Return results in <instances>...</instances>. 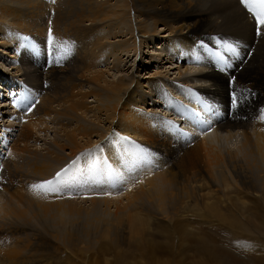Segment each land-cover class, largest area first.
<instances>
[{"label": "bare ground", "instance_id": "6f19581e", "mask_svg": "<svg viewBox=\"0 0 264 264\" xmlns=\"http://www.w3.org/2000/svg\"><path fill=\"white\" fill-rule=\"evenodd\" d=\"M78 1L82 2L83 7L76 5ZM110 1L102 0L107 10L98 15L95 0H0L1 53L16 58L15 64L8 62V65H13L17 73L25 76V81L22 78L20 82L40 86L43 76L45 81L42 80V83L46 82L47 87L55 91L52 98L48 96L34 103L28 139L35 140L34 128H38L37 133L46 132L45 128L54 124L55 129L52 130L54 136L48 149L34 153L32 157L55 169L56 173L69 158L98 143L93 144L89 139L94 133L99 132L100 144L105 143L101 145L105 152V155H100L103 159L88 162L87 158L83 169L89 171L73 176L74 179H81L75 182L79 189H83L76 193L78 197L73 190L66 194L61 192L56 194L51 204L42 194H37L40 189H29L34 202L49 206L54 214L49 221L69 223L82 218L85 222L80 234L72 232L68 225L66 230L63 226L59 228L61 245L64 247L58 246L57 252L63 248L71 254L67 248L68 242L74 246L86 242L89 245L87 249H92L98 243L100 248H105L109 243L134 244L143 248L151 244L153 240L150 236L155 230L163 228L160 216L169 225V229L162 234L170 238L174 233L179 241L190 233L187 226L189 221H186L189 214L201 215L203 210L219 211L226 205L236 210L240 204L234 201L233 196L251 199L255 208L260 207L257 204L261 200L264 201V26L258 24L252 17L253 13L240 0H132L138 14L136 16H144L134 36L156 33L159 22H163L171 35L166 36L172 44L170 49L151 53L150 60L162 62L170 51L176 56L180 47L186 50L192 45L210 41H217L218 46L226 40L227 46H215L214 54L219 62L228 66L229 72L236 70L234 78L226 70L220 71L208 57L197 56L201 65L185 70L182 66L166 69L165 73H161L157 86L149 87L150 81L146 84L139 78L133 85L124 77L105 80L107 85L96 83L90 90H84L91 78H103L104 73L97 67L100 59L108 60L110 56L118 58L117 51H105V42L99 38L98 31L103 33L104 26L100 25L105 16L125 17L127 13L124 7L129 1L116 0L114 4ZM249 2L255 3V0ZM87 16L91 17L90 24H85ZM106 28L107 39L116 38L120 33L117 26L108 25ZM32 37L34 53L27 49ZM125 44V41H119L117 46L122 48ZM112 46L116 47L115 44ZM229 46L235 52L229 51ZM43 49L47 57H44ZM1 58L8 61L0 54ZM45 62L47 64L42 65ZM28 63H31L30 66ZM92 65L96 67L95 70L89 69ZM177 67L176 72L170 73ZM203 79L207 83L199 84ZM145 86L149 89H144ZM163 86L168 93L163 92ZM43 87L46 92L47 88ZM2 89L0 98L4 99L9 95L5 86ZM39 89L34 93H38ZM134 95L137 96L136 100L133 99ZM90 96L95 97L98 103L95 108L100 111L95 117L102 120L104 116L109 123L108 130H113L114 134L108 135L111 130L101 131L94 123L83 122L81 114L91 109ZM26 97L22 100L27 103ZM2 99L0 105L4 101ZM220 100L231 105L242 103L234 109H227L222 107ZM26 103L15 101L16 114L11 113L10 116H21L20 109H25ZM201 103L213 108L215 115L211 118L208 114L204 115ZM158 106L164 107V110L161 111ZM7 112L0 110V131H3L0 134L6 137L0 138V141L5 139L10 143L15 134L13 126L16 121L9 119ZM65 120L69 121L68 126ZM97 125L101 126L100 123ZM212 126L217 134L215 138L207 134ZM120 132L123 138L130 136L139 141L142 147L136 150L130 146L125 150V140L115 144L114 139H109L117 137ZM100 153L96 157L100 158ZM105 156L109 159L105 160ZM5 184V178L0 176L3 196ZM35 184H30V187ZM75 184L67 188L76 187ZM59 197H62L61 200ZM80 202L89 203L78 207ZM247 204L250 205V202ZM248 205L249 209L251 205ZM1 210L6 216L10 215L6 205ZM1 219L0 249L6 233L4 224L7 222L6 217ZM93 222L97 225V236L95 240H87L85 229H88L87 223L91 225ZM44 235H39V244L32 247V253L28 252L29 247L25 251V245L7 244L4 252L0 250V264H53L56 252L55 255L52 251L43 254L37 252L39 245L50 238ZM55 237L51 242L58 243L57 235ZM101 239L104 242H100ZM170 249L163 248L164 254Z\"/></svg>", "mask_w": 264, "mask_h": 264}, {"label": "rangeland", "instance_id": "374dc122", "mask_svg": "<svg viewBox=\"0 0 264 264\" xmlns=\"http://www.w3.org/2000/svg\"><path fill=\"white\" fill-rule=\"evenodd\" d=\"M95 1L98 3V15L107 10V8L103 6L102 0ZM115 1L116 0H111L110 2L114 4ZM128 1V6L126 5V7H124L127 13L125 17L122 16L123 18L120 19L119 16H117V18L115 16V19L114 16H105L109 20V22L106 20V18H104L106 21L103 20L101 22L102 24L100 25L102 27L104 26V30L101 27L103 33H101V30L98 31L99 38L102 39V42H105V51H117L118 54L116 56L118 58L109 55L110 57L108 58V60L100 59L101 63L97 67L104 73L103 78H91V82L85 86L84 90H90L96 83L107 85L105 80H119L124 77L127 81L132 82L133 85L135 84L136 79L139 78L141 82H144L146 84L148 83V81H150L149 87L157 86L159 85V78L160 76H162L161 73H165L166 69L173 68L175 66H182L185 70L187 67H198L199 65H201V61L197 56L208 57L209 59L214 61L217 67L220 68V71L222 69L226 70L227 74L229 76L232 75V78H234V72L236 70L229 72L228 66L221 61L219 62L216 54H214L217 41H210L209 43H199L196 45H192L186 50L180 47L176 56L182 57L181 60H178V58L174 56L171 51L169 54L165 55V58L162 62L156 63V61L150 60L151 53H154L157 50L170 49L172 44L168 39L169 37H166L171 36L170 32L166 30L165 26L162 24L163 22H159L158 24H156L158 25V31L156 33L152 32L147 36H134V32H136L135 29L138 24L142 25L144 16L141 15L142 17H137L136 15L138 14H136V11L133 7L134 2L132 0ZM76 5L78 7H83L82 2L79 1L76 3ZM86 13L88 15H92L90 12ZM253 16L256 19L254 13L252 14V17ZM85 18H87L84 19L85 24H90L92 22L91 17L87 16ZM104 22L106 26L104 25ZM115 22L117 25L115 24ZM108 25H113L114 28L115 26L119 27L117 31L118 33H120L116 36V38H106V27ZM152 28L153 26L151 25V29ZM114 31H116V29H114ZM119 41H125L127 44H125L122 48H119L117 46ZM112 44H115L116 47L112 46ZM227 44L228 42L226 40L221 41L220 44L216 46V48L227 46ZM27 47L28 51L34 53L35 42L33 37L30 39ZM157 47L161 49H157ZM1 51L2 49L0 48L1 56L8 58V61L6 59L3 60V58L0 59V90H3L2 88L5 86L9 96L4 97V99L0 98L4 100L0 105V110H2V112L11 111L10 113L7 112L8 118L12 119L13 122H17H15V126L12 125L14 127L13 130H15L12 141L10 143L5 139L0 141V176L2 179L5 178L6 180L4 196L2 194V190L0 189V221H2V217L7 218V222L4 224L6 233L3 240V245L0 249L2 252H4L7 244H11L25 245V251L26 248L29 247L28 252L32 253V247L38 246L39 244V235L43 237V235L45 234L44 236L47 235V237L50 238L39 245V250L37 252L43 254L48 251H52L53 255L57 253L53 258V264H264V201L261 200L259 205L257 204V206L260 207L255 208L254 202L251 199L249 200V198L247 197V199L245 197V199H242L243 196L241 197V199L233 196V199H235L234 201H237L240 204L237 205L236 210H231L228 205H226L223 206L224 208L221 207V210L219 211L209 212L208 210H203V213H200L201 215L189 214L188 216H186L187 218L189 217V220L186 221H189L187 222V226H189L190 228V233L185 238H180L179 241L177 240V235L174 233L170 236V238L167 235L162 234L163 231L165 232V230L169 229V225L167 220L160 216L159 221H161L163 228L158 227V231L155 230V233L150 236L153 240L150 242L151 244L143 248H138L134 244H132V246H127L121 245L119 243L117 245L109 243L105 248H100V243H98L97 245L93 246L92 249H87L89 245H87L86 242H79L78 246H74L68 242L67 248L71 250V254H68L63 248H60L57 252L56 248L62 244L61 230L59 228L63 226L64 230H66V226L68 225V228L72 232L80 234L81 231L84 230L83 227L85 222L82 218L71 220V222L69 223L57 222L55 220L49 221V219H51L54 214L51 213L50 208L47 204L37 203L31 199L32 195L29 189L33 187H30V184H38L48 180H55L56 174L62 173L61 182L63 183L64 181H67L68 185L66 187H63L61 192H65L66 194V192L73 190V192H75V196L78 197L79 194L76 193H79V191L82 192L83 189H79L77 187V184H75V182L80 181L81 179H74V177L78 176L77 173H82L83 171L86 172L87 169L83 168L84 164H86L85 160L87 158L88 162L92 159H103L100 155H105L104 148H102L105 143L100 144L99 141L101 139L98 137L100 133H94L93 136L91 135L92 137L90 136L89 139L93 142V144L97 142L98 143L94 144V146L92 147L88 146L84 148L81 154L78 153L69 158V161L65 163L63 167H61V170L59 169L60 172L57 171L55 173V169L54 171L49 168L48 165L36 161L32 157V154L45 152L48 149V145L52 144L51 137L54 136V132H52V130L55 129V125L49 124L47 128H45L47 129L46 132L37 133L38 128H34V133L36 136L35 140L32 138L30 140L28 139L27 135L29 134L30 128L32 127L29 122L33 120V113L35 110L34 103L36 101L39 102V99L48 96L52 98L55 91H53V88L47 87L46 82L42 83L43 76L40 86L36 84L35 87L31 82H20L19 79L21 80L22 78V80L25 81V76L20 75L21 73H17L16 68H13V65H8V62H12V64H15L16 58L9 56L8 53H1ZM43 53L44 57H47V53L44 49ZM170 56L172 60L170 58L167 59V57ZM47 62L43 63L42 65H46ZM30 64L28 66H30ZM72 67L74 68V63L72 64ZM179 67L172 69L170 73L176 72ZM95 68L96 67L94 65L89 67V69L91 70H95ZM198 83L206 84L207 80L203 79V81H200ZM43 86L47 88L46 92L44 91ZM55 86L57 87L56 84ZM38 87H40L39 90L41 92L38 91V93H34V91H36ZM109 88H111L110 85ZM144 89L149 88L145 86ZM43 92L48 95L46 96ZM163 92H169L165 88V86H163ZM26 93H28V97H26ZM23 97H26L27 103L23 102ZM136 98L137 96L134 95L133 99L136 100ZM17 100H19V103H26V108L20 109L21 116L13 118L12 116H10V114H16V108L14 104ZM88 101L91 109L87 110L86 114H81L83 122L85 123V121H87L90 125L94 123V125L98 126L101 131H110L111 129L108 130L109 123H107L108 121L104 116H102V120L101 118L95 117L100 113V111L95 108V106H97L98 104L97 102H95V97L90 96ZM55 103L56 105L58 104V102ZM220 103L223 108L234 109L236 105H239L242 102L236 105H231L227 101L220 100ZM148 106L149 104L147 103L146 107ZM139 107L141 106L139 105ZM146 107L142 106V108L144 109ZM158 107L161 111L164 110V107ZM201 109L204 115L208 114V117H212L216 113L213 108L204 103H201ZM195 113L200 114L197 111H195ZM87 119H89L90 121ZM94 121L96 122V124ZM65 123L67 126L69 125L68 120H65ZM98 123H100L101 126L97 125ZM73 124L75 125L76 122H74ZM1 126L2 124L0 125V130L2 128ZM179 130L182 131V129ZM112 132L113 130H111L108 135H111ZM0 133H3V131H0ZM207 134H210L212 138H215L217 136L213 126L208 129ZM3 137L6 138L5 136H1L0 134V138ZM123 137V133L120 132L117 137L112 136L109 137V139H114L116 141L114 142L115 144H120L122 142V139L123 141L125 140V145L123 146V149L125 150L129 149L130 146L135 147L136 150L142 147L140 142L135 140L134 138L130 136H125V138ZM98 153H100V158L96 157ZM119 154H121V152ZM105 157V160H107L108 157ZM119 164L122 163L119 162ZM75 167H78L79 169L75 170ZM64 170H67V172L65 173ZM88 171L89 170H87V172ZM73 184H75L74 186H76L73 187L75 190L73 188H67ZM38 193L42 194L46 202H49L51 204L53 198L56 197V193H46L42 189L37 191V194ZM109 193L110 192H107V194ZM60 198L62 197H59V200H61ZM243 201H246V203H244ZM249 202L251 206L247 204ZM88 203L80 202L77 205H79L78 207H84L85 204ZM3 205H6V207L8 208V212L10 214L9 216H6L4 211L1 210ZM247 205L250 206L249 209L247 208ZM240 224L243 225L240 226ZM87 226L88 229H85V237L87 238V240L88 238L95 240L97 236V225L93 222L91 225L87 223ZM100 229L102 230V226L100 227ZM48 233H52V235H49ZM55 235H57V241L59 244L51 242L53 237L54 239H56ZM169 239L171 240L168 241ZM100 242H104V240L101 239ZM61 247L64 246L61 245ZM165 247L171 248V251L169 250L164 254L163 248ZM62 250H64V252L61 253ZM141 250L144 251V254H142Z\"/></svg>", "mask_w": 264, "mask_h": 264}, {"label": "snow or ice", "instance_id": "6c2138e0", "mask_svg": "<svg viewBox=\"0 0 264 264\" xmlns=\"http://www.w3.org/2000/svg\"><path fill=\"white\" fill-rule=\"evenodd\" d=\"M240 2L250 12L254 13L256 20L260 26H264V0H255V3H250L249 0H240ZM229 51L235 52V49L229 46ZM66 173L67 170H64ZM62 173L56 174L55 180H48L39 184L32 185L33 189H42L46 193L52 192L60 194L63 187L67 186V181L61 182Z\"/></svg>", "mask_w": 264, "mask_h": 264}]
</instances>
